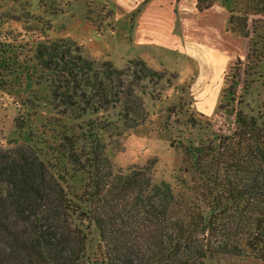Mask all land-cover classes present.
<instances>
[{
	"label": "trees",
	"instance_id": "1",
	"mask_svg": "<svg viewBox=\"0 0 264 264\" xmlns=\"http://www.w3.org/2000/svg\"><path fill=\"white\" fill-rule=\"evenodd\" d=\"M198 2L203 10L213 0ZM224 4L227 31L246 40V56L236 60L227 75L231 84L206 120L212 137L185 148L189 177L176 188L154 182L156 160L122 167L104 143L82 144L83 137L62 122L68 114L81 119L101 113L115 101L122 104L121 133L142 127L148 112L143 96L123 82L128 69L107 61V73L99 74L95 61L64 39L0 33V88L24 110L15 118L17 129L29 127V111L40 100L56 110L55 102L65 106L40 140L0 145V264H87L92 228L101 264L264 261V102L257 111L245 102L264 79V0ZM134 62L141 79L154 76L144 60ZM42 73L53 79L46 93L34 89ZM241 91L242 109L236 104ZM80 173L86 179L77 188L71 182Z\"/></svg>",
	"mask_w": 264,
	"mask_h": 264
},
{
	"label": "rangeland",
	"instance_id": "2",
	"mask_svg": "<svg viewBox=\"0 0 264 264\" xmlns=\"http://www.w3.org/2000/svg\"><path fill=\"white\" fill-rule=\"evenodd\" d=\"M137 18V11L128 13L126 7L118 8L114 3L108 8L105 0H0V33L9 32L19 36L30 34L40 37V41L64 39V43L77 47L87 59L95 61L99 74L107 73V61L120 70L128 69L129 77L123 82L143 96L145 110L148 112L142 127L121 133L124 125L120 117L122 104H116L115 101L101 113L89 112L81 119L68 114L61 117L62 122L73 127L83 137L82 144L89 146L95 140L104 143L112 161L122 167L143 165L156 160L151 171L154 182H167L176 188L181 178L189 177L185 172V148L201 142L207 143V139L213 135L214 131L207 129L205 125L211 115L203 114L196 108L190 112L189 98L178 91L177 79L171 73L185 69L191 63L181 61L186 57H182L177 51L170 52L166 48L148 44L139 45L151 39L143 38L142 31L138 28L145 24H139ZM155 30L157 29L146 32L153 34L151 38L165 40L163 29L157 30L159 33H153ZM141 52L144 53L142 59L147 65L156 69L161 67L160 62L168 56L167 61L162 62L170 66L167 67L170 72L154 70V76L141 79L134 62ZM230 71L231 69L229 73ZM238 72L239 70L236 71L237 74ZM40 80L42 84L35 85L34 89H41L45 93L50 91L53 80L51 76L42 73ZM263 82L264 79L256 82L252 93L245 97V102H250L255 111L264 99L261 98L264 97ZM238 96L236 104L240 102L237 106L242 109V91ZM37 103L38 108L29 111L33 115L29 117V127L25 132H20L15 118L24 115V110L14 97L0 88V145L7 146L12 140L28 143L34 137L40 140L42 131L50 132L60 116L58 111H64L65 106L55 102L59 107L56 110L46 100ZM66 109L73 113L71 108ZM198 113H202L204 117ZM225 119L229 123L232 121L231 115H226ZM192 124L197 126L191 129ZM85 179L86 176L80 173L71 183L80 188ZM91 239V259L87 264H101L97 262L95 255L99 240L93 228ZM205 264H264V261L257 258L225 257L220 260L208 259Z\"/></svg>",
	"mask_w": 264,
	"mask_h": 264
},
{
	"label": "crops",
	"instance_id": "3",
	"mask_svg": "<svg viewBox=\"0 0 264 264\" xmlns=\"http://www.w3.org/2000/svg\"><path fill=\"white\" fill-rule=\"evenodd\" d=\"M198 1L105 0V6L111 8L114 3L118 8L126 7L128 13L138 12L139 18L136 21L145 24L143 27L139 26L138 30L142 31L143 38L151 39L139 45L166 48L186 57L181 61L191 64H187L185 69L171 72L177 79V90L188 96L192 109L196 108L203 114L212 115L231 84L227 79L229 70L237 59H244L246 56V40L227 31L230 11L224 0H213V3L203 10L199 9ZM154 29H163L165 40L151 38L153 34L146 32ZM157 30L153 33H157ZM142 56L143 52L136 58L142 59ZM167 57L163 60L167 61ZM162 61L158 69L148 66L154 70L167 71L170 66ZM178 61L179 59L175 63ZM176 71L182 74V77ZM262 101L264 102V99Z\"/></svg>",
	"mask_w": 264,
	"mask_h": 264
}]
</instances>
